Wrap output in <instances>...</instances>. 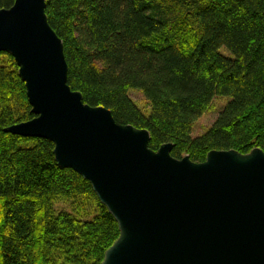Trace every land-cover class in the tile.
<instances>
[{"label": "trees", "instance_id": "obj_1", "mask_svg": "<svg viewBox=\"0 0 264 264\" xmlns=\"http://www.w3.org/2000/svg\"><path fill=\"white\" fill-rule=\"evenodd\" d=\"M46 14L71 89L148 130L152 150L172 143L174 158L196 163L211 151H264V0H47ZM215 98L228 103L194 137ZM34 117L14 57L0 53V264H101L118 223L89 181L59 166L53 142L6 131Z\"/></svg>", "mask_w": 264, "mask_h": 264}, {"label": "water", "instance_id": "obj_2", "mask_svg": "<svg viewBox=\"0 0 264 264\" xmlns=\"http://www.w3.org/2000/svg\"><path fill=\"white\" fill-rule=\"evenodd\" d=\"M47 0L0 10V53L11 54L35 117L7 132L54 143L56 161L89 181L120 235L101 264H264V151H211L205 162L149 147L148 130L118 123L68 84Z\"/></svg>", "mask_w": 264, "mask_h": 264}, {"label": "rangeland", "instance_id": "obj_3", "mask_svg": "<svg viewBox=\"0 0 264 264\" xmlns=\"http://www.w3.org/2000/svg\"><path fill=\"white\" fill-rule=\"evenodd\" d=\"M221 51L223 54L227 52L226 49H222ZM129 95L143 112L150 111V106L141 91L131 90ZM227 103L228 98H215L210 109L195 123L193 136L198 137L203 135L213 125ZM57 208L59 210H71L68 203H60Z\"/></svg>", "mask_w": 264, "mask_h": 264}]
</instances>
